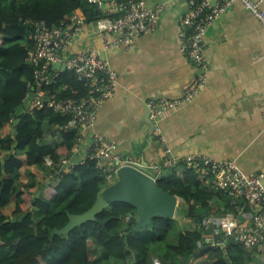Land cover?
Segmentation results:
<instances>
[{
    "label": "trees",
    "instance_id": "trees-1",
    "mask_svg": "<svg viewBox=\"0 0 264 264\" xmlns=\"http://www.w3.org/2000/svg\"><path fill=\"white\" fill-rule=\"evenodd\" d=\"M72 11L87 23L113 16L92 0H0V264H253L233 230L222 245L203 238V220L212 212V202L224 199L232 210L244 202L212 190L182 163L163 171L156 182L181 199L176 214L193 228L164 216L152 218L147 227L128 228L132 208L116 201L94 220L50 235L67 223L68 214L86 211L114 181L88 157L71 161L69 171L61 169V158L72 159L78 139L77 130L67 127L69 115L43 106L25 110L12 125L33 84L34 68L26 61L32 45L27 22L59 25ZM48 89L60 99H82L87 93L68 70L57 71Z\"/></svg>",
    "mask_w": 264,
    "mask_h": 264
},
{
    "label": "crops",
    "instance_id": "crops-1",
    "mask_svg": "<svg viewBox=\"0 0 264 264\" xmlns=\"http://www.w3.org/2000/svg\"><path fill=\"white\" fill-rule=\"evenodd\" d=\"M147 2L161 3L163 11L156 30L137 37L132 47L105 48L103 37L89 25L69 42L68 52L96 48L118 76L115 92L100 105L94 125L74 144L72 162L83 159L92 132L112 141L119 155L138 160L147 174L153 175L151 166L164 156L162 145L144 121L146 104L151 99L180 98L196 71L178 47V23L186 11L185 1ZM203 54L208 62L205 87L159 121L170 154L207 155L233 161L247 173H264V27L234 3L207 27ZM242 207L241 203L229 209L219 198L212 202V212L203 220V238L223 243L232 234L226 224L245 219ZM173 217L183 227H194L178 214ZM249 255L253 264H264V255L250 249Z\"/></svg>",
    "mask_w": 264,
    "mask_h": 264
},
{
    "label": "built area",
    "instance_id": "built-area-1",
    "mask_svg": "<svg viewBox=\"0 0 264 264\" xmlns=\"http://www.w3.org/2000/svg\"><path fill=\"white\" fill-rule=\"evenodd\" d=\"M92 1L103 13L113 16L98 18L88 24L75 11L59 25L48 26L41 20L28 21L32 45L27 51L26 61L34 68L31 85L34 90L27 110L46 106L69 115L67 127L77 130L78 139H82L84 132L92 128L100 105L115 92L118 76L108 59L101 57L92 46L68 52L70 40L89 25L92 32L103 37L105 48H130L137 37L156 30L163 11L161 3L150 5L147 0H111L105 3L101 0ZM184 1L186 11L178 23V47L180 53L194 66L196 73L180 98L151 99L147 102L149 118L154 124L153 134L165 152L163 158L151 166L155 175H148L156 179L163 171L182 163L187 168H193L212 190L223 191L233 202H244L241 209L246 210L245 219L229 221L226 227L233 230L235 238L247 249L264 255V173H247L233 161L217 160L207 155H172L159 124L167 112L194 99L206 85L208 62L203 54V47L207 27L234 3L241 4L264 27V5L261 0ZM107 35L112 38L107 39ZM53 63L63 65L65 70L73 72L84 83L87 88L84 98L60 99L48 89V85L55 82L59 71L52 68ZM262 119L264 120V110ZM75 148L74 146V150ZM115 149L112 141L100 133L92 132L83 159L88 157L95 160L96 166L102 168L109 181L115 179V172L120 166L129 165L141 170L138 160L119 155ZM60 165L63 171H69L73 164L69 158H61ZM205 241L211 239L205 237ZM211 244L222 245V242L213 241Z\"/></svg>",
    "mask_w": 264,
    "mask_h": 264
},
{
    "label": "water",
    "instance_id": "water-1",
    "mask_svg": "<svg viewBox=\"0 0 264 264\" xmlns=\"http://www.w3.org/2000/svg\"><path fill=\"white\" fill-rule=\"evenodd\" d=\"M110 2L111 0H101ZM52 68L64 71L63 65L53 63ZM34 87H31L23 102L15 110V119L12 125L15 126L20 116L28 109L33 98ZM150 109L146 104L144 121L150 126L153 132L154 124L149 118ZM178 196L169 193L161 188L156 179L144 171L129 165L120 166L115 172V179L112 183L102 189L94 203L83 213L68 214L67 223L61 228H54L50 235L66 234L74 227L87 220H94L95 215L108 207L111 202H125L131 206L127 213V227L138 230L150 225L152 218L164 216L172 218L176 208L180 205Z\"/></svg>",
    "mask_w": 264,
    "mask_h": 264
},
{
    "label": "rangeland",
    "instance_id": "rangeland-1",
    "mask_svg": "<svg viewBox=\"0 0 264 264\" xmlns=\"http://www.w3.org/2000/svg\"><path fill=\"white\" fill-rule=\"evenodd\" d=\"M153 175H154V173H153ZM178 200H179V203H181V202H180V199H178ZM177 209H178V207H177L176 210H175V215H176V211H177Z\"/></svg>",
    "mask_w": 264,
    "mask_h": 264
}]
</instances>
